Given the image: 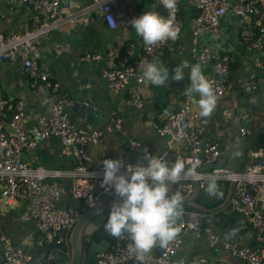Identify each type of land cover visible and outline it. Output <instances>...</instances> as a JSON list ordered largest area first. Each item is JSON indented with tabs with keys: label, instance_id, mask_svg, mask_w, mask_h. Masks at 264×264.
Returning a JSON list of instances; mask_svg holds the SVG:
<instances>
[{
	"label": "built area",
	"instance_id": "obj_1",
	"mask_svg": "<svg viewBox=\"0 0 264 264\" xmlns=\"http://www.w3.org/2000/svg\"><path fill=\"white\" fill-rule=\"evenodd\" d=\"M84 5L76 8L75 0H68L69 11L65 18L60 0H17L19 6L31 11L38 24L20 34H0V60L7 63L19 62L29 80L30 93L36 97L46 96L53 99L47 116L37 119L35 125L26 126L27 111L23 102L5 96L0 89V207L5 202L12 203L35 199L29 212L34 224V235L26 248L32 250L46 244H61L70 231L74 219L70 214L56 206L60 191L46 184L51 178H66L71 184L68 194L73 200H83L90 205L89 198L97 203L107 194L101 187L103 166L91 167L88 153L90 145L100 144L103 133L99 129L84 128L70 119L69 101L61 94V84L55 76L43 71L40 65V41L56 30L63 22L74 23L91 14L98 15L110 31L126 28L130 23L128 0H83ZM152 1L159 6L160 0ZM195 11L191 19L190 43L188 52L192 60L200 66L211 68L214 93L222 97L227 89L230 69L235 58L219 46L221 21L230 16L235 20L234 32L238 34L245 50L258 52L260 64L264 62V0H178L174 13L175 23L179 21V9ZM166 18L169 15L166 10ZM40 21V22H39ZM186 46L177 39L168 40L151 48L144 43L129 42L123 45L122 53L113 61L103 75L109 92L114 96L127 93V104L141 109L146 99L143 70L145 62L164 53H181ZM100 54H86L82 60H100ZM247 93L259 91L256 81L244 84ZM194 109L190 97L185 96L178 107L163 108L162 122L155 126L158 137L165 141V151L155 155L167 161L181 159L186 168H194L191 178L181 177L173 182L177 189L191 192L192 183L197 182L201 191L207 189L209 177L216 178V184L227 182L233 185L230 203L232 211L240 215L251 227L258 245L264 246V211L256 208V198L264 197V146L250 150V165L245 171L234 169H212L203 171L219 156L217 142L206 139L208 121ZM121 130L120 122L115 124ZM241 137L248 132L241 129ZM50 137L60 140L62 155L74 161L69 170H48L43 167H30L22 156L31 153L41 142ZM132 149L140 144L130 142ZM129 164L125 163V166ZM179 234L166 248L159 247L155 253H148L143 264H179L178 251L185 235L205 236L210 249L222 245L223 250L240 260V264H264V252L238 244H222L220 233L209 225L185 223L180 217L176 222ZM57 238V240H56ZM2 253L0 264H32V253L16 246L7 238H1ZM130 243L127 235L114 238L108 250L97 255L95 264H138L127 251ZM184 264H207L204 259L184 261Z\"/></svg>",
	"mask_w": 264,
	"mask_h": 264
},
{
	"label": "crops",
	"instance_id": "obj_2",
	"mask_svg": "<svg viewBox=\"0 0 264 264\" xmlns=\"http://www.w3.org/2000/svg\"><path fill=\"white\" fill-rule=\"evenodd\" d=\"M60 1L62 7L60 17L65 18L69 11L68 0ZM128 1V16L130 20L142 15L144 11L135 7L140 0ZM145 1L152 8L149 11L158 12L154 2ZM5 5H8L9 9H11L10 14L14 19H19L23 15H26L23 18L24 22H22L23 31L24 29H28V27L34 28L38 24V20L34 14L29 10L21 8L17 0H0V17L7 15L1 10ZM75 5L78 8L84 5V1L75 0ZM190 21L191 19L187 18L182 23L180 31L179 41L186 46L184 52L164 53L150 60V62H155L158 65L163 64L169 70L170 76L174 74V69L184 61H188L190 65L196 64L188 52ZM234 23L235 20L227 16L220 24L221 39L219 46L223 51L234 57L235 62L230 69L226 92L222 97L217 98V106L211 117L207 118L208 127L206 139L221 144V147L229 145L230 137L244 139L255 129L264 126V96H262L260 90L253 93H247L244 90V84L246 82L256 81L259 84V81L264 78V63H258L260 62L258 52L252 51L248 53L245 50L238 34L234 32ZM4 25L5 23L1 21L0 34L12 33L3 28ZM129 42H136L141 45L144 43L130 24L124 29L110 31L98 15L91 14L85 19L78 20L72 24L63 22L39 43L41 48L40 65L42 70L52 73L61 86L65 84L67 79L62 77L59 68L68 62L79 60L85 68L94 70V73L97 75L94 77L95 82L100 84L103 89L99 92L102 93L99 96L101 97L103 95L106 101V108H101V110L105 111L103 125L86 123L79 116L69 112L71 121L76 125L84 128L99 129L103 133L100 144L90 145L88 147L91 167L103 166L105 159L122 160L124 163L135 165L140 162L145 152L151 155L162 154L165 151V141L158 137L155 132V126L162 122L163 117L161 112L163 108L170 106L178 107L186 96L183 95V92L190 86V68H186L184 69L185 77L181 81H172L170 77L169 81L160 87L146 82V99L141 109L127 104V93L121 94L120 96L112 95L107 88L103 73L110 68L113 61L122 53L123 45ZM95 53L100 54V60L91 62L82 60L86 54ZM201 68L205 77L207 79L210 78L212 73L211 68L206 66H201ZM28 83V77L23 72L19 62L9 64L6 58L0 60V89L5 96L23 102L24 108L27 111L25 124L26 126H32L36 124L39 117L49 114L53 99L46 96L36 97L32 95ZM242 93L256 106L252 119L248 120L250 117L244 119L247 122H244L235 112ZM189 97L194 109L200 111L197 104L200 98L199 94H194ZM109 112H111V115H109ZM112 116H117V122H120L121 130H117L116 128L110 129V127L103 128V126L110 124L113 120ZM241 129L247 130L248 134L245 137L240 136L239 132ZM131 141L139 143L140 148L132 149L130 147ZM253 144L254 141L251 145V150L255 149ZM22 160L33 168L43 167L48 170H69L74 167V161L62 155L60 140L57 137H50L41 142L31 153L23 155ZM167 161L169 165L172 164L171 158H168ZM144 163L146 166L147 162L144 161ZM250 163L251 160L249 158L248 166ZM45 183L60 191L59 200L56 202L57 207L64 210L65 207H68L72 211L77 212L81 208L87 209L90 206L83 200H73L70 198L68 189L71 182L69 179L51 178ZM222 183L224 184L221 185ZM217 184L220 185V189L216 199L214 200L204 193L200 195V202H218L223 197L229 183L220 182ZM176 188V185L172 183L170 191H174ZM206 190L203 192H206ZM34 205V198L12 203L5 202L1 205L0 233L2 238L9 239L16 246L26 248L27 242L32 238L35 231L33 221L29 217V212ZM256 208L264 211V197L256 198ZM233 215L239 222L248 227L249 233L247 232V235L242 234L227 241L222 230L211 226L220 233L221 243L259 248L264 252V246L256 243L251 227L240 215L235 213ZM198 223L200 225H206L204 218H200ZM252 242L255 244L254 246ZM158 248L159 246L154 247L151 252L155 253ZM29 252L32 253V250H29ZM177 258L180 260L183 259V261L204 259L207 264H240V260L223 250L222 245L210 249L205 236L197 238L191 233L185 235Z\"/></svg>",
	"mask_w": 264,
	"mask_h": 264
},
{
	"label": "clouds",
	"instance_id": "obj_3",
	"mask_svg": "<svg viewBox=\"0 0 264 264\" xmlns=\"http://www.w3.org/2000/svg\"><path fill=\"white\" fill-rule=\"evenodd\" d=\"M178 0H160L168 17L155 11H145L129 21L136 34L149 48L180 37V27L175 23V11ZM190 68L188 86L183 95L199 94L197 101L200 116L211 117L217 106V96L212 82L203 74L199 64L190 65L184 61L169 75V70L155 62H145L144 82L160 87L171 77L172 81L184 79V69ZM144 161H146V166ZM194 168H186L185 162L177 159L169 165L164 159L147 152L135 165H127L122 160L105 159L101 187L106 191L114 189L119 199L111 205L110 213L104 223V231L113 238L127 234L130 243L127 251L138 264H143L145 256L159 246L166 248L179 234L176 222L182 214V196L179 193L169 195L171 184L181 177L191 178ZM209 195H217L216 178L209 177L207 186ZM90 206L96 207L91 197ZM101 215L102 210L97 211ZM179 264H184L183 259Z\"/></svg>",
	"mask_w": 264,
	"mask_h": 264
},
{
	"label": "water",
	"instance_id": "obj_4",
	"mask_svg": "<svg viewBox=\"0 0 264 264\" xmlns=\"http://www.w3.org/2000/svg\"><path fill=\"white\" fill-rule=\"evenodd\" d=\"M61 75L66 80L62 86L61 94L68 99V110L71 114L79 116L82 120L89 124L103 125L105 120L106 101L101 95L103 89L100 84L95 82L94 70L85 68L81 61L73 60L61 66ZM259 90L264 96V78L259 81ZM105 103V104H104ZM108 104V102H107ZM256 106L249 100L244 93L241 94L238 107L235 109L236 114L243 119L247 117L252 119ZM111 112H109V115ZM113 120L104 127L115 128L117 116H112ZM260 134H264V126L255 129L248 137L244 139L231 138L229 145L221 147L217 159L210 165L204 166L203 171L212 169H234L245 171L248 167V153L251 150L253 141ZM217 185V193L220 185ZM233 185L229 184L223 197L218 201L200 202L201 194L216 199L217 195H209L199 189L198 183H192V190L187 193L184 189H175L170 191L169 195L179 193L182 196V214L180 219L185 223H197L200 218H204V223L209 226H215L222 230L226 240L230 241L236 236L247 235L248 227L239 222L233 215L230 197ZM189 194V195H188ZM118 197L114 194V189L95 203L96 207L89 206L87 209H79L77 212L65 207L70 216L74 219V223L67 233L65 240L61 244H46L42 247L32 249V264H95L97 255L105 253L113 237L104 231V223L110 213L111 205L118 201ZM209 199V198H208ZM102 210V214L97 211ZM249 233V232H248ZM2 235L0 233V258L2 253ZM57 240V238H56ZM252 245L255 244L252 242ZM24 252H29L28 248H24Z\"/></svg>",
	"mask_w": 264,
	"mask_h": 264
},
{
	"label": "rangeland",
	"instance_id": "obj_5",
	"mask_svg": "<svg viewBox=\"0 0 264 264\" xmlns=\"http://www.w3.org/2000/svg\"><path fill=\"white\" fill-rule=\"evenodd\" d=\"M135 7L138 8V9L139 8L142 9L144 12H145V10L149 11V10L152 9L150 7V5H148V3L145 0L144 1L140 0L139 2H137V5ZM1 10H3V12L5 14H7L5 17L4 16L0 17V23H1V21H3L5 23L3 28L7 29L8 32H12V34L13 33L14 34H20V33H23L26 30V29H24V31L22 30L23 29L22 22H24L23 18L26 17V15H23V17L22 18L20 17L19 19L12 18L11 14H10L11 9H9L8 5H5V7L3 9H1ZM30 14H32V13H30ZM15 24H16V26H15ZM8 34H10V33H8ZM223 184L224 183H222L221 185H223Z\"/></svg>",
	"mask_w": 264,
	"mask_h": 264
},
{
	"label": "trees",
	"instance_id": "obj_6",
	"mask_svg": "<svg viewBox=\"0 0 264 264\" xmlns=\"http://www.w3.org/2000/svg\"><path fill=\"white\" fill-rule=\"evenodd\" d=\"M152 2V1H150ZM153 3V2H152ZM156 4V3H154ZM157 6V11L159 14H161L162 16L166 17V11L163 7L159 6L158 4H156ZM195 17V11L193 10H186L185 8L181 7L179 9V21H181L182 23L185 22L187 20V18L189 19H193ZM40 22V21H39ZM29 29H32L33 27H28ZM264 63V62H263ZM264 146V134H260L259 136H257V138L254 140V144L253 147L255 149L257 148H261ZM171 163H174V159L171 157ZM168 162V161H166ZM171 165V164H170Z\"/></svg>",
	"mask_w": 264,
	"mask_h": 264
}]
</instances>
